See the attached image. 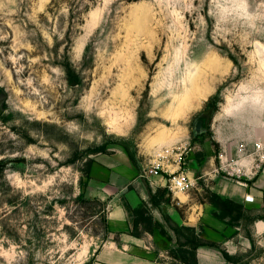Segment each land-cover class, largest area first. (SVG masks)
Masks as SVG:
<instances>
[{
    "label": "rangeland",
    "instance_id": "obj_1",
    "mask_svg": "<svg viewBox=\"0 0 264 264\" xmlns=\"http://www.w3.org/2000/svg\"><path fill=\"white\" fill-rule=\"evenodd\" d=\"M81 1L0 0V264L94 263L96 157L127 148L168 177L264 159V0ZM202 173L188 192L209 201Z\"/></svg>",
    "mask_w": 264,
    "mask_h": 264
},
{
    "label": "crops",
    "instance_id": "obj_2",
    "mask_svg": "<svg viewBox=\"0 0 264 264\" xmlns=\"http://www.w3.org/2000/svg\"><path fill=\"white\" fill-rule=\"evenodd\" d=\"M260 163L259 169L252 170L251 163L240 160L238 165L244 175L221 177V167L209 172L202 161L189 160L184 173L195 179L198 171L203 172V190L209 189L243 206V217L229 224V218L223 221L214 216L210 201H198L190 192H172L171 202L153 206L150 194L168 187L166 171L149 175L147 166L142 162L135 166L124 149L96 157L91 177L99 187L97 196L107 198L109 236L95 251L93 264H175L169 251L177 246V236L166 217L173 223L202 229L201 238L214 243L197 248L198 264H264V159ZM247 196L253 201H246ZM143 202L151 208L153 232L140 225V234L135 235L125 203L136 207ZM177 206H185V210L180 212ZM247 217L253 220L248 221ZM224 252L232 259H227Z\"/></svg>",
    "mask_w": 264,
    "mask_h": 264
},
{
    "label": "trees",
    "instance_id": "obj_3",
    "mask_svg": "<svg viewBox=\"0 0 264 264\" xmlns=\"http://www.w3.org/2000/svg\"><path fill=\"white\" fill-rule=\"evenodd\" d=\"M62 1V0H59ZM90 2H94L95 0H89ZM64 2L71 3V4H78L79 0H64ZM83 0L81 1V3ZM86 2V0H84ZM89 6V5H88ZM206 134V133H205ZM200 136V135H199ZM199 136L195 137L198 138ZM105 147L99 148L101 153H105ZM126 151L135 166H138L137 160L130 155L128 149ZM200 162V159H199ZM165 189H158L155 193L150 194V202L153 206L160 204L161 202H169L165 199ZM207 198L209 199L210 203L214 206V216L220 220H227L229 218V224H232L234 220H237L243 217V206L237 202H234L230 199L223 198L219 194L212 192L209 189H204ZM125 207L129 213L131 218V222L133 225V234L139 235V227L140 225H144L145 229L148 232H153V215L151 212L150 206L143 202L136 207H132L129 204L125 203ZM167 221L169 222L170 228L175 232L177 236V246L172 248L169 251V255L175 259H179L183 264H198L197 257H196V250L201 245H209L214 243H210L205 241L201 238V232L198 231L195 227L186 226V225H179L176 223L171 222L169 217H166ZM248 221H252L253 218L247 217ZM108 227V225H107ZM224 255L227 259H232L226 252ZM94 260V259H93ZM90 264V263H87Z\"/></svg>",
    "mask_w": 264,
    "mask_h": 264
},
{
    "label": "built area",
    "instance_id": "obj_4",
    "mask_svg": "<svg viewBox=\"0 0 264 264\" xmlns=\"http://www.w3.org/2000/svg\"><path fill=\"white\" fill-rule=\"evenodd\" d=\"M160 165H153L151 168H147L146 172L149 175H157L159 174V169H160ZM170 171V169H169ZM167 172V171H166ZM168 188L173 192H188L194 185H195V179L190 178L187 176L186 173H184V171H178V170H172L169 173V177H168ZM246 201H253V198L250 196L246 197Z\"/></svg>",
    "mask_w": 264,
    "mask_h": 264
},
{
    "label": "water",
    "instance_id": "obj_5",
    "mask_svg": "<svg viewBox=\"0 0 264 264\" xmlns=\"http://www.w3.org/2000/svg\"><path fill=\"white\" fill-rule=\"evenodd\" d=\"M211 117V112L206 111L201 113L193 122L192 132L195 137L203 135L208 131V122Z\"/></svg>",
    "mask_w": 264,
    "mask_h": 264
},
{
    "label": "bare ground",
    "instance_id": "obj_6",
    "mask_svg": "<svg viewBox=\"0 0 264 264\" xmlns=\"http://www.w3.org/2000/svg\"><path fill=\"white\" fill-rule=\"evenodd\" d=\"M170 117V116H169ZM158 155H161V154H158ZM179 193H182V192H179Z\"/></svg>",
    "mask_w": 264,
    "mask_h": 264
}]
</instances>
